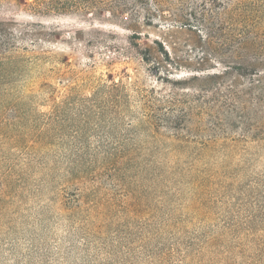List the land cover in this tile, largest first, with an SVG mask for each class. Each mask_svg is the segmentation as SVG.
<instances>
[{
  "label": "rangeland",
  "instance_id": "374dc122",
  "mask_svg": "<svg viewBox=\"0 0 264 264\" xmlns=\"http://www.w3.org/2000/svg\"><path fill=\"white\" fill-rule=\"evenodd\" d=\"M0 264H264V0H0Z\"/></svg>",
  "mask_w": 264,
  "mask_h": 264
},
{
  "label": "trees",
  "instance_id": "16d2710c",
  "mask_svg": "<svg viewBox=\"0 0 264 264\" xmlns=\"http://www.w3.org/2000/svg\"><path fill=\"white\" fill-rule=\"evenodd\" d=\"M231 68H232V67H230V68H228V69H231ZM49 120H50V124H49V126H56V125H58L57 119H55L54 116L51 117Z\"/></svg>",
  "mask_w": 264,
  "mask_h": 264
}]
</instances>
